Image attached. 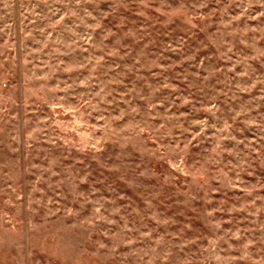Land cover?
I'll list each match as a JSON object with an SVG mask.
<instances>
[{
	"label": "rangeland",
	"instance_id": "374dc122",
	"mask_svg": "<svg viewBox=\"0 0 264 264\" xmlns=\"http://www.w3.org/2000/svg\"><path fill=\"white\" fill-rule=\"evenodd\" d=\"M0 264H264V0H0Z\"/></svg>",
	"mask_w": 264,
	"mask_h": 264
}]
</instances>
